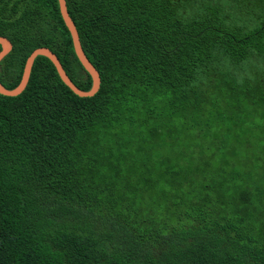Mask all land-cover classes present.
<instances>
[{
    "label": "trees",
    "instance_id": "obj_1",
    "mask_svg": "<svg viewBox=\"0 0 264 264\" xmlns=\"http://www.w3.org/2000/svg\"><path fill=\"white\" fill-rule=\"evenodd\" d=\"M65 2L100 86L39 55L0 94V264H264V178L223 200L181 134L235 141L229 174L264 164V0ZM0 36L6 88L38 47L91 87L57 0H0Z\"/></svg>",
    "mask_w": 264,
    "mask_h": 264
},
{
    "label": "rangeland",
    "instance_id": "obj_2",
    "mask_svg": "<svg viewBox=\"0 0 264 264\" xmlns=\"http://www.w3.org/2000/svg\"><path fill=\"white\" fill-rule=\"evenodd\" d=\"M194 126L195 128L193 130L200 129L199 124H195ZM263 132L264 123H262L260 129L254 130L256 139L261 141V144H258L257 146L264 152ZM181 134L184 141L190 145L196 144L194 148L196 150L197 159L194 161L198 162L200 166L205 169V172L202 174L200 172H196L194 178L202 176L207 177L212 185L211 192L215 193L217 196L220 194L223 200H227L229 195H237L243 186H251V190L258 192L259 185L261 183L257 179L262 177L264 178V164L261 163L262 165L254 166L253 164L248 163L246 166H243V171H248V174L251 176L245 175L242 171H240L238 176L228 173L235 172V170L231 167H233L234 164H237L236 161L240 157L239 153L241 147L237 146L235 141L230 140L227 137L222 138L220 135L214 136L210 131L201 132L200 137H192L182 131ZM246 136L243 140L247 142V145L251 147L255 146L256 139L253 137L246 138ZM177 143H180V141H177ZM175 148L176 145L174 144L173 146L167 147V149H165L162 153H169L173 155L176 150ZM233 150H236L238 154L234 157V160H230V162H228L229 166H226L227 162L222 158L229 157L233 153ZM258 154L262 153H260L258 149H255L253 152L248 153V157L251 155L258 156ZM245 159L246 157L244 160ZM244 160H240L242 165ZM222 167L228 168H224V171L221 172ZM226 169H229V171L227 172ZM257 211L258 204H256L252 209L254 214H256Z\"/></svg>",
    "mask_w": 264,
    "mask_h": 264
},
{
    "label": "water",
    "instance_id": "obj_3",
    "mask_svg": "<svg viewBox=\"0 0 264 264\" xmlns=\"http://www.w3.org/2000/svg\"><path fill=\"white\" fill-rule=\"evenodd\" d=\"M57 2H58L60 15L71 36L74 53L78 58L79 62L81 63L82 67L91 77V81H92L91 87L88 90H82L78 88L67 75L66 71L62 67L56 54L53 51H51L48 47H38L34 49L26 58L19 83L14 88L8 89L0 82V94L6 96H16L20 94L25 89L28 83L33 62L35 58L39 55L47 57L52 62L61 81L74 94L80 97H87V96H93L98 91L100 86L99 72L92 65V63L89 61L84 51L82 50L78 31L67 11L65 0H57ZM0 47H1L0 48V61H1L12 49V43L8 38L4 36H0Z\"/></svg>",
    "mask_w": 264,
    "mask_h": 264
}]
</instances>
